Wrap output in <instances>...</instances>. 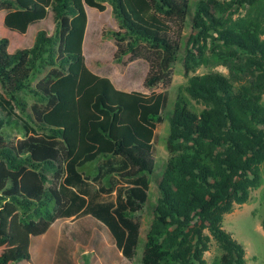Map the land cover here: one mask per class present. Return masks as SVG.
Segmentation results:
<instances>
[{
	"label": "trees",
	"instance_id": "obj_1",
	"mask_svg": "<svg viewBox=\"0 0 264 264\" xmlns=\"http://www.w3.org/2000/svg\"><path fill=\"white\" fill-rule=\"evenodd\" d=\"M106 3L118 25L110 32L114 61L148 60L144 85L151 90L171 80L186 21L198 30L187 46L188 82L170 117V157L159 176L157 127L169 91L118 89L85 62L86 8L104 12ZM50 8L54 31L40 30L31 47L9 53L10 39L0 38V130L24 132L16 141L0 133V264L31 259L8 246L19 241L9 231L16 214L32 239L54 220L68 221L53 264H77L76 251L83 264L92 255L128 264L153 181L160 196L142 264H208L213 241L221 250L213 264H247L224 219L263 184L264 0H0L5 24L21 33ZM203 65H224L230 74H197ZM190 99L205 107L195 111ZM85 218L93 225L83 226ZM106 238L115 261L105 259ZM88 247L94 252L84 253Z\"/></svg>",
	"mask_w": 264,
	"mask_h": 264
},
{
	"label": "rangeland",
	"instance_id": "obj_2",
	"mask_svg": "<svg viewBox=\"0 0 264 264\" xmlns=\"http://www.w3.org/2000/svg\"><path fill=\"white\" fill-rule=\"evenodd\" d=\"M197 0H192V4L194 6L195 2ZM108 5L109 10L105 12H100V14H91L92 22L103 20L104 23L100 25L102 29H104V32L108 34L110 38L111 34L110 32L114 29L118 28L117 21L112 15V6L109 3H106ZM95 9V8H93ZM95 11H98L95 9ZM99 12V11H98ZM242 10H240L239 13H241ZM244 12V11H243ZM0 18V30L4 26V22ZM91 22V23H92ZM102 22V21H101ZM35 27L42 26L43 29L48 30L47 26H53L54 24V18L51 20L49 19L48 15L45 20L35 22ZM52 24V25H50ZM34 29V27H33ZM33 31V30H32ZM31 31V33H32ZM197 29L193 26L190 20L186 21L182 34L180 36V42L182 45V51L180 53V58L172 68L171 72V80L168 82H165L161 85H159L157 88L151 90L146 89L145 92L150 94L153 91L155 92H162V91H169V102L167 105V108L164 112V121L158 124L157 127V165L158 169L156 170L157 174L156 176H159L163 173L165 166L169 160V152L167 149V139L170 134V117L174 111L175 103L177 100L178 93L180 91V88L187 84L188 77L186 76V70H185V58L187 53V46H191L190 40L193 39V37L197 33ZM14 33H6L4 36L11 40V45L9 47V53H13L16 50H20L19 48H16V42L20 39H29V36L24 37L21 33H18L16 31H13ZM90 34V30H89ZM93 44H90V39L87 40L86 44V56H88L89 52L91 55L104 52L103 47H99V42H96V39H94ZM108 43H113L111 40L105 39ZM90 44V45H89ZM93 45V46H92ZM22 49V48H21ZM110 65H113L112 63H104V67H110ZM123 64H120V67L123 68ZM211 71H218L223 72L224 74L229 75L230 70L228 67L224 65H217L215 67H208V66H201L197 70V74H204ZM43 75H40L39 78L43 77ZM39 78H34L33 84H36L39 80ZM119 81L123 84H133L135 83V76L134 74L129 75H120V77H117ZM142 86L143 83H142ZM1 89V87H0ZM191 100V99H190ZM30 103H33V100L30 99ZM191 106L195 111H201L205 106L197 102L195 100H191ZM5 132V133H4ZM0 133L5 134V136L10 137V139L16 141L17 139L24 138V132L20 131L18 128L11 129L6 128L5 131L0 130ZM263 171V184L257 188L252 190L250 199L247 203L242 205H236L234 210L225 215L224 219V227L233 234V236L242 243L246 248V259L247 264H264V228L262 227V221L264 219V167L262 168ZM53 180H55L54 175L51 176ZM55 182L48 183V186H53ZM160 196L159 189L157 186V183L153 181L151 183L150 188V196H149V202L147 206L145 207V210L143 213H141V235H140V241L137 248L136 255L132 261H129L128 264H142V258L143 253L145 250V243H146V235L149 231L151 224L155 218V211L154 207L158 201V198ZM87 220V223H91L88 218H85ZM84 219V220H85ZM72 227V230H77L78 223L69 222ZM65 222L61 219H56L52 222L51 227L47 234L37 237V239L34 241L31 237V235L21 228L19 224V214H16L11 221L10 225V233L14 236L19 237V241L14 242L13 244H9L8 246L12 245H18L22 248V250L26 253H29L30 255L38 254L39 252V258L41 260L37 262L36 264H51L54 256V246L55 243L60 239L62 235V228L64 227ZM39 242V245L41 246V249L38 251L35 250V245ZM104 251L106 252V255L108 258L112 259L113 254L112 252L114 250V245L106 238V240L103 243ZM92 251H90L91 253ZM88 253V252H87ZM221 253V250L219 249L218 244L213 241L211 245L210 251L206 252L205 257L208 261V264H213V261L217 255ZM95 254V253H94ZM82 252L76 251V263L77 264H83L82 261ZM92 260V264H104L100 258H96L95 256H90ZM114 259V258H113ZM31 264H35L32 262Z\"/></svg>",
	"mask_w": 264,
	"mask_h": 264
},
{
	"label": "crops",
	"instance_id": "obj_3",
	"mask_svg": "<svg viewBox=\"0 0 264 264\" xmlns=\"http://www.w3.org/2000/svg\"><path fill=\"white\" fill-rule=\"evenodd\" d=\"M95 9H93L92 7H89V6L86 8L87 14H88V23H87V26H86V33H85V40H84L83 50H84V57H85V62L87 64V66L95 74H97L99 76H103V77H109L113 81V83L115 84V86L118 89L125 90V91H141V92L146 93L145 90L148 89V88L145 87L144 81H145V79H146V77H147V75L149 73V70H150V62L148 60H146L145 58H138L137 60L129 63L127 66L124 65L123 68H121L120 67V63H117V62L114 61V56H115V52H116V45L114 43V40L112 38H110L108 35H104V29H102L100 27V25H102L104 23V21L103 20H100V21H96V20L94 21L93 20V22L90 23V19H91L90 15L91 14L92 15L93 14L97 15V14H100V12H101L98 9L97 10L99 12L95 11ZM108 10H109V7L107 5L106 11H108ZM3 13H4L5 16H4V19H3V16H2L1 20L4 22V26L0 30V38H3L1 36L2 35L4 36L6 33H14L13 31L21 33L18 30H14L12 28H9L5 24V17H6L7 11L6 10L0 11V15H3ZM47 15H48L49 19H51V20L54 18L53 26H47L48 30H46V29H43L42 26L35 27V24H34L35 22H33L32 24H30V26H29V28H28L26 33H21L24 37L26 36V38L30 34L29 39H20L19 41H17L16 45H15L17 49L19 48L21 50V48L24 49V48H27V47H31L34 44L35 39H36V35H37V33L40 30H46L50 34L54 31L55 17H54V12L52 11L51 8L48 10V14ZM45 19H43V20H45ZM43 20H40V21H43ZM36 22H38V21H36ZM50 25H52V24H50ZM33 27H34V29H33ZM89 30H90V34H89ZM31 31H32V33H31ZM88 36H89V39L91 41L90 44H93V42H95L93 40L96 39V42H99L98 43L99 45H97V46L103 47L104 48V52H100V53H97V54H94V55H91L90 52H89L88 56H86L87 52H85L86 51L85 47H86V41H87ZM105 39L111 40L113 43H108V42L105 41ZM10 45H11V40H10ZM16 51H18V50H16ZM104 63H109V64L112 63L113 65H110V67H104L103 66ZM132 73L135 76V83H133V84H126V83L122 84L119 81V79L117 78V77H120V75H122V74L129 75V74H132ZM142 83H143L144 86H142ZM88 220L91 223H87L86 219L84 220V223H83V226H85L86 228H88V227L93 225L92 224V220L90 218H88ZM64 222L66 224L68 221H64ZM65 224H64V226H65ZM10 225H11V223H10ZM63 228H62V231H63ZM79 230H80V227L78 226V229L74 230V231L75 232H79ZM41 236H43V235H41ZM62 236H63V232H62L61 237ZM36 239H37V237L34 238L33 240L35 241ZM58 241H57V243H55V246H54V249H53L54 255H55V249H56V246L58 244ZM40 249H41V246L39 245V242H38L35 245V250L39 251ZM88 249L89 250H87L84 253H87V252H90V251L94 252L93 247H88ZM105 254H106V252H105ZM112 254H113V258L114 259L113 258L112 259L108 258L107 255H105V259H107L108 261H115V251H113ZM40 260H41V258H39V252L35 256H34V254H32L29 264H31L32 262H34L36 264ZM53 261H54V256H53V260H52L51 264H53ZM91 264H92V260H91Z\"/></svg>",
	"mask_w": 264,
	"mask_h": 264
}]
</instances>
